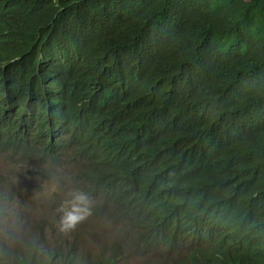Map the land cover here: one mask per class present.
Wrapping results in <instances>:
<instances>
[{"label":"trees","instance_id":"1","mask_svg":"<svg viewBox=\"0 0 264 264\" xmlns=\"http://www.w3.org/2000/svg\"><path fill=\"white\" fill-rule=\"evenodd\" d=\"M0 156L70 168L120 236L0 264H264V0H0Z\"/></svg>","mask_w":264,"mask_h":264},{"label":"rangeland","instance_id":"2","mask_svg":"<svg viewBox=\"0 0 264 264\" xmlns=\"http://www.w3.org/2000/svg\"><path fill=\"white\" fill-rule=\"evenodd\" d=\"M39 163H44L37 158ZM50 165V162L46 163ZM4 162L0 160V170L4 169ZM53 177L39 178L38 182H32L30 177L19 179L13 175L17 185V194L23 200L11 199L5 208L8 215L3 221L7 224L5 230L0 231V240L7 248L22 245V237L31 235L44 241L39 242V249L51 243L61 236H68L71 233H85L87 238L85 248L93 249L97 252L92 240L100 235L103 239L108 240L111 244L120 236H117V225L107 224L94 218L91 214L86 219L76 225L71 231L62 230V218L72 209L73 196L71 193L75 190V184L70 181L68 175H73V170L63 169L56 171L50 168ZM68 174V175H67ZM19 198V197H18ZM90 204L93 202L89 201ZM23 217L25 220L24 235L18 218ZM9 236L13 239L10 241ZM126 264H145V260L133 257Z\"/></svg>","mask_w":264,"mask_h":264},{"label":"clouds","instance_id":"3","mask_svg":"<svg viewBox=\"0 0 264 264\" xmlns=\"http://www.w3.org/2000/svg\"><path fill=\"white\" fill-rule=\"evenodd\" d=\"M0 160H2L5 164L4 165L5 168L0 170V176H2L5 179L4 189L2 190L0 194V203L4 207L3 214L5 216L8 215L5 208L7 207V203L9 200L18 199V200L24 201V199L20 198L21 196H18L17 194V185H16V182L14 181L13 175H17L19 179H25L26 177H30V179L33 180L32 182H38L39 178L53 177V175L50 172V168H53L56 171L60 169V168H54V167L48 166V167H44V172H41L37 170L33 165L14 164L10 162L6 156H0ZM68 177L70 176L68 175ZM81 187H82L81 184L77 186L75 184V190L73 191L75 193H71V195L74 198L73 203H72V209L70 212H67L62 218V227H61L62 230L71 231V229H74L78 223L86 219L87 216L90 214L94 218L100 220L103 223L107 222L102 217L97 216L96 207L99 203V200L87 195L84 192V190H81V191L78 190V188H81ZM89 201L93 202V204H90ZM17 221L20 222V227H22L21 233L24 235L25 220L21 216L20 218L17 219ZM107 224H112V223L108 222ZM117 236H118V230H117ZM9 239L11 242H13V239L10 236H9ZM35 239H37V237L31 236V235H28V236L24 235L22 237V242L25 243L26 240H35ZM93 244L95 245V247H97L94 241H93ZM128 261L129 260L125 261L124 264L128 263ZM154 263H155V260H151V259L145 260V264H154Z\"/></svg>","mask_w":264,"mask_h":264}]
</instances>
